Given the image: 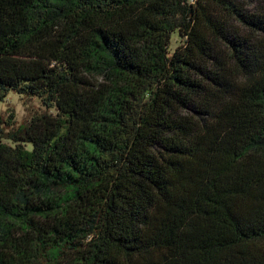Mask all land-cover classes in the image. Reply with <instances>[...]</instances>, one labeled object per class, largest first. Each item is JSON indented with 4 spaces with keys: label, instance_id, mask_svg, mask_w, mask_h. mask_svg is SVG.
I'll use <instances>...</instances> for the list:
<instances>
[{
    "label": "trees",
    "instance_id": "1",
    "mask_svg": "<svg viewBox=\"0 0 264 264\" xmlns=\"http://www.w3.org/2000/svg\"><path fill=\"white\" fill-rule=\"evenodd\" d=\"M11 92L0 264H264V0H0Z\"/></svg>",
    "mask_w": 264,
    "mask_h": 264
},
{
    "label": "rangeland",
    "instance_id": "2",
    "mask_svg": "<svg viewBox=\"0 0 264 264\" xmlns=\"http://www.w3.org/2000/svg\"><path fill=\"white\" fill-rule=\"evenodd\" d=\"M183 44L184 39L178 34L174 35L170 46L171 54ZM44 111L45 107L38 99L27 102L22 96L14 92H11L8 98L0 103V119L7 121L11 115H14L17 125H27L34 115ZM51 113L54 111L52 110Z\"/></svg>",
    "mask_w": 264,
    "mask_h": 264
}]
</instances>
